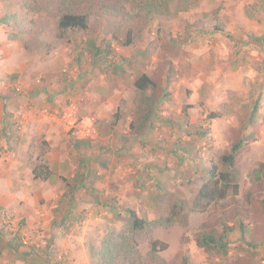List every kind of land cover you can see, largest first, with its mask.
Masks as SVG:
<instances>
[{
	"label": "rangeland",
	"instance_id": "1",
	"mask_svg": "<svg viewBox=\"0 0 264 264\" xmlns=\"http://www.w3.org/2000/svg\"><path fill=\"white\" fill-rule=\"evenodd\" d=\"M32 1L0 0V103L6 120L17 118L18 130L24 113L11 107L14 102L23 103L28 115L57 122L50 116L81 95L79 116H91L84 106L94 99L92 78L128 77L132 85L151 68L156 86L136 88L127 115L123 108L106 119L93 112L97 138L80 140V150L68 130L62 141L34 127L29 165L45 166L52 176L20 174L18 201L0 213V233L28 240L18 244L38 260L60 246L54 263L45 257L47 264H69L66 254L57 256L72 245L85 247L77 253L87 250L90 264H108L109 256L99 252L107 237L113 246L118 235L127 238L123 257L109 264H264V1L200 0L144 25L133 17V0H86L87 31H62L53 1ZM254 5L259 19L247 12ZM242 137L231 178L238 190L207 201L199 195L202 186L225 184L211 175V165L230 173L222 158ZM59 152L69 153V165H61ZM85 170L86 187L63 197V177L72 182L73 173ZM128 210L149 225L133 232ZM210 231L227 238L226 253L197 244ZM152 243L168 248L156 254Z\"/></svg>",
	"mask_w": 264,
	"mask_h": 264
},
{
	"label": "crops",
	"instance_id": "2",
	"mask_svg": "<svg viewBox=\"0 0 264 264\" xmlns=\"http://www.w3.org/2000/svg\"><path fill=\"white\" fill-rule=\"evenodd\" d=\"M150 73H152L151 68H148V70L143 71L141 75L146 74L151 78ZM116 79L117 80L92 78L91 82L89 83V87L91 88V92H93L92 96H94V99L92 102L90 101L91 103L89 102L84 106V111L90 112L91 115H93L92 113L94 112L102 119H106L105 117L108 116V113H110L112 109L117 110L123 108V114H129V105L132 104L136 91V81L130 85L131 79L128 77ZM80 82H82V80ZM195 95L196 94L190 96L188 99L189 104H194L192 101L195 99ZM125 104L127 105L125 106ZM10 105L14 110L22 109V113H24V121L23 128L19 127L18 130L17 127L13 126H17L18 121H14L17 118L14 117L10 120H6L4 110L6 106L0 103V130L2 129L0 131V213L4 210H10L16 205L20 194L17 192L18 188L15 186V184L24 183V181L21 180L20 174L25 172L28 174V176L32 174L33 170L31 169L28 162L31 130L35 127L37 131L46 133L48 136H50V138H53V140H56L57 135L62 137V141L65 139V135L67 136V130L60 122H46L41 120V118L36 115L33 116L31 113L28 115L23 103L20 105L14 102ZM17 112L18 111L14 113L17 114ZM190 118L194 120L195 116ZM154 122L158 123L156 120H154ZM181 122L184 123L185 120L181 119ZM8 124L11 125L13 129H7L9 131L4 130ZM120 124L121 122L118 123L116 128L121 130ZM43 125H45L46 130L42 128ZM179 125L181 126V124ZM21 128L22 130H20ZM124 133L127 134L128 131H124ZM58 157H60L59 161L62 162L61 165H69L71 163L69 153L67 152H59ZM59 165L60 164H58V166ZM74 175L75 173H73L71 177H74ZM41 215L44 216V213ZM6 216L8 219H11L10 215ZM0 236L4 238V241L0 239V264H47L45 257L52 259V263H54L55 261L53 258L56 259L57 252L60 249V246H55L57 252H53V254H49L48 250H46V256L44 259L38 260L35 256L36 252L29 248H23L21 245L17 251H12L7 243L12 236H4L3 232L0 233ZM54 239L55 241L58 240V238L55 236ZM81 248L83 247L72 245L69 250H65L63 253L61 252L57 257H62V254H66L67 258L71 260L69 264H90L91 262L87 250L86 254L84 252H82V254L81 252L77 253V251L79 252ZM84 250L85 247L82 251Z\"/></svg>",
	"mask_w": 264,
	"mask_h": 264
},
{
	"label": "trees",
	"instance_id": "3",
	"mask_svg": "<svg viewBox=\"0 0 264 264\" xmlns=\"http://www.w3.org/2000/svg\"><path fill=\"white\" fill-rule=\"evenodd\" d=\"M53 4L57 5L56 7L59 8V20L58 25L59 28L62 31H68V30H78V31H87L89 29V21H90V9L85 6H88V2L86 0H52ZM200 0H133V17L140 19L144 22V25H148L150 22H152L155 18L162 17V16H172L179 12H185L188 11L192 6L197 4ZM264 1V0H260ZM32 2H35V4L39 5L38 0H33ZM85 3V6L82 7V4ZM93 4H91L89 7H91ZM175 5L174 10L173 6ZM37 9V8H34ZM258 9V10H257ZM30 11L35 12L33 10V7L30 8ZM247 12L250 15V17L255 18L257 17V14H259L260 10L258 5L254 6H248ZM9 16H4L1 19L2 23H6L9 21ZM259 19V17H257ZM216 30L218 32H222L221 28L217 27ZM131 44V34H128V40L126 42V45ZM135 86L138 90L141 92L145 91L149 87H155L156 83L155 81L150 78L148 75L144 74L141 75L135 82ZM147 122V125H151L150 123V116L145 115ZM150 118V119H149ZM149 119V120H148ZM131 128H133V125H131ZM138 128L142 130L144 126L142 124H139ZM244 137L236 141L231 149V153L229 155L223 156V161L227 162L231 167L232 170L230 173L227 172H219L218 168L215 164L211 165V175L213 177H217L218 179L225 184H218V180L216 181V184H205L201 187L199 191V195L206 199L207 201H216L221 200L226 197V193L231 188L238 190V184L235 183V181L231 178H234L236 175L235 168V157L237 152L241 149L242 145L245 143ZM81 141L75 140L73 141V146L76 150H80ZM33 175L35 179H42V180H48L52 176V172L46 168L45 166L42 167H35L33 169ZM88 171H77L72 178V182L68 181L65 177H63L64 182L66 183L67 190L63 194V197H68L70 194L78 190L79 188H85L86 184V178H87ZM264 203V200H263ZM130 215V221H131V229L134 231H142L146 228V226L149 225V221L144 220L142 218H139L135 211L128 210ZM67 217L71 214L67 213ZM165 223L170 224L171 219L167 218L165 220ZM6 236V235H4ZM17 238H19L17 235H15ZM244 231H242V237H244ZM110 237V236H109ZM107 237L106 242L104 243V246L102 247L101 251L99 252V255H108L109 260H107L106 263H113L117 259H121L123 257L122 252L124 251V244L126 241V236H120L115 239V243L111 244L112 238ZM121 238V239H120ZM227 238H224L223 236H219L218 238L215 237L214 233L212 231L204 233L198 238L197 244L206 248H214L219 249L226 253V248L228 245ZM20 244L22 243V240H19ZM19 242L14 241L13 239L8 240V246L12 249V251H17L20 247ZM167 245L163 244L160 248H157L155 243H152L151 249L153 253L158 254L160 251H165L167 249ZM106 250V252H103Z\"/></svg>",
	"mask_w": 264,
	"mask_h": 264
},
{
	"label": "built area",
	"instance_id": "4",
	"mask_svg": "<svg viewBox=\"0 0 264 264\" xmlns=\"http://www.w3.org/2000/svg\"><path fill=\"white\" fill-rule=\"evenodd\" d=\"M112 48L116 52H121V47L113 42ZM84 103V97L81 95L78 99L71 101L70 104L65 107L59 115L50 116L53 121L63 124L70 133H72L77 139L83 141H94L97 138V129L95 128L96 117H80L81 105ZM23 243L28 244V240L23 239Z\"/></svg>",
	"mask_w": 264,
	"mask_h": 264
}]
</instances>
